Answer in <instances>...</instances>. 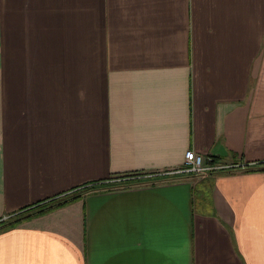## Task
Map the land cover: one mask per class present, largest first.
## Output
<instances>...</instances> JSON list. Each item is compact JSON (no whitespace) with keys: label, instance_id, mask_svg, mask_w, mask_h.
Here are the masks:
<instances>
[{"label":"crops","instance_id":"crops-1","mask_svg":"<svg viewBox=\"0 0 264 264\" xmlns=\"http://www.w3.org/2000/svg\"><path fill=\"white\" fill-rule=\"evenodd\" d=\"M34 7L47 89L0 36V264H264V0H0V29ZM190 150L221 169L161 177Z\"/></svg>","mask_w":264,"mask_h":264},{"label":"rangeland","instance_id":"rangeland-1","mask_svg":"<svg viewBox=\"0 0 264 264\" xmlns=\"http://www.w3.org/2000/svg\"><path fill=\"white\" fill-rule=\"evenodd\" d=\"M10 5L8 4L7 7ZM14 17L17 21L18 19L22 21V29L17 34H10V29L6 33V27L4 26V30L0 29V36L4 37L6 43H8L10 55L17 57L19 60L20 70L18 68L17 71L20 76L17 78L18 82L15 81V85L18 83L19 87L23 89H47V78L51 74V33L41 31V25L44 21L39 17L37 7H34L28 13L15 10L12 16L8 17V21L10 22ZM33 22L39 27L38 30L33 29ZM21 71L29 74H22ZM38 78H40V83Z\"/></svg>","mask_w":264,"mask_h":264},{"label":"built area","instance_id":"built-area-1","mask_svg":"<svg viewBox=\"0 0 264 264\" xmlns=\"http://www.w3.org/2000/svg\"><path fill=\"white\" fill-rule=\"evenodd\" d=\"M208 162L212 163V159L206 160V158L202 155L196 154L194 151H187L185 154V160L183 168L176 171V172H170V173H164L161 177H167V176H177L182 177L184 175H194L196 177L205 178L213 174L216 170L221 169V167L213 166L209 164ZM142 178H151L149 176H129L125 178H117L115 180H112V182L116 184H122L125 181H135L140 180Z\"/></svg>","mask_w":264,"mask_h":264},{"label":"trees","instance_id":"trees-1","mask_svg":"<svg viewBox=\"0 0 264 264\" xmlns=\"http://www.w3.org/2000/svg\"><path fill=\"white\" fill-rule=\"evenodd\" d=\"M136 174H133V175H129V176H135ZM129 176H123V177H119V178H125V177H129ZM78 198H80V196H79V194H72V195H70L68 198H64V199H54V200H51V205H53L51 208L49 207V206H44L43 208H42V210H43V212L44 211H47V210H52V209H54V208H57V207H60V206H62V205H65V204H67L68 202H70V201H72V200H76V199H78Z\"/></svg>","mask_w":264,"mask_h":264}]
</instances>
